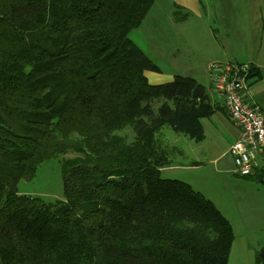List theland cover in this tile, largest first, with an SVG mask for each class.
Instances as JSON below:
<instances>
[{"label":"trees","instance_id":"trees-1","mask_svg":"<svg viewBox=\"0 0 264 264\" xmlns=\"http://www.w3.org/2000/svg\"><path fill=\"white\" fill-rule=\"evenodd\" d=\"M152 4L0 0V264L228 263V220L160 175L182 150L159 130L200 142L215 109L191 76L148 82L144 72L159 68L128 34ZM68 152L63 199L18 193L40 163ZM243 177L264 187L263 168Z\"/></svg>","mask_w":264,"mask_h":264},{"label":"rangeland","instance_id":"rangeland-1","mask_svg":"<svg viewBox=\"0 0 264 264\" xmlns=\"http://www.w3.org/2000/svg\"><path fill=\"white\" fill-rule=\"evenodd\" d=\"M210 1L216 5V0ZM183 14V11L177 10L172 13L165 12L164 14L161 11L151 12V15L155 16L154 19L145 26L143 25L146 19H142L139 26L129 32L128 37L157 65L163 76L169 74L188 75L207 86L209 64L216 60L212 56L211 38L203 34L206 29L202 32V27L197 39L192 38L191 19L188 18L184 22ZM211 22L213 23L212 20ZM201 24L199 21L198 27ZM214 24L217 25V22L214 21ZM158 28L165 29L168 42L158 43L159 47H150L154 43L147 41V30L150 29L155 32ZM211 30L208 31L209 35L212 33ZM230 43L233 49L235 46L242 45L234 44L231 41ZM223 44L226 45L227 42ZM219 63L229 62L221 59ZM158 134L161 136L164 146L171 147L175 145L182 150V154L171 150L170 159L173 165L189 163L194 153L199 151L197 142L183 134L175 133L167 126L162 127ZM130 136L129 132L127 134L128 140ZM75 155L72 152L63 153L40 163L35 176L31 180H20L17 183L18 193L38 197L45 202L63 199L61 164L65 158H71ZM206 167L209 166L202 165L197 169L172 168L162 171L160 175L163 178L184 181L194 190L201 192L206 198L215 202V206L228 220L234 233L227 264H254V253L264 243V190L259 185L258 187L262 190H257L258 188L252 183L245 184L247 185L246 192L253 195L251 198L247 197L246 199L244 194L237 195L236 189H240L241 184L229 185V187L216 185L215 182L223 180L222 177L225 174L209 176L213 173V170L212 173H209L210 170ZM255 185L257 186V184ZM216 188L218 191H215Z\"/></svg>","mask_w":264,"mask_h":264},{"label":"crops","instance_id":"crops-1","mask_svg":"<svg viewBox=\"0 0 264 264\" xmlns=\"http://www.w3.org/2000/svg\"><path fill=\"white\" fill-rule=\"evenodd\" d=\"M174 10L184 12L182 15L184 22L188 18L191 19L192 38L197 39L201 27L202 32L206 29L203 34L211 38L212 56L216 59L213 61L219 62L223 59L228 62L252 65L258 76L255 79H250L248 99L258 104L264 114V0H216V5L210 0H157V2L153 0L152 7L144 18L146 22L143 26L154 19L155 16L151 15V12L161 11L164 14L165 12L172 13ZM199 21L202 24L198 27ZM214 21L217 22V25L214 24ZM209 30L212 32L211 35L208 34ZM146 39L154 43L150 46L154 48L159 47L158 43L168 42L163 28H158L155 32L148 29ZM230 41L242 45L235 46L233 49L230 46L232 45ZM226 42V45L223 44ZM208 71L207 86H204L207 89L210 104L215 110L209 118L201 120L204 137L200 142H197L199 151L194 153L189 162L198 164L170 165L160 168V173L172 168L197 169L202 165H208L209 167L206 168L210 170L209 173H212L213 170L209 176L225 174L222 177L223 180L215 182L216 185L229 187V185L241 184V188L236 189L237 195L244 194L246 199L247 197L251 198L253 195L246 192L247 185L245 184L252 183L258 188L257 190H262L258 185L263 190L264 187L261 183L256 182L255 178L240 177L233 171L229 146L238 137V128L226 113L221 97L211 90L210 71L209 74ZM144 74L148 82L152 84L168 82L173 77L171 74L163 76L160 71H145ZM215 191H218L217 188ZM212 202L215 203L213 200Z\"/></svg>","mask_w":264,"mask_h":264},{"label":"built area","instance_id":"built-area-1","mask_svg":"<svg viewBox=\"0 0 264 264\" xmlns=\"http://www.w3.org/2000/svg\"><path fill=\"white\" fill-rule=\"evenodd\" d=\"M249 63L209 64L212 91L219 95L238 137L229 146L233 171L240 177L264 169V114L259 105L249 102Z\"/></svg>","mask_w":264,"mask_h":264}]
</instances>
